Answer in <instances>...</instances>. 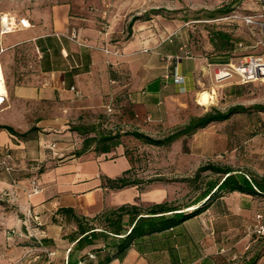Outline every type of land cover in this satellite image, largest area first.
I'll return each instance as SVG.
<instances>
[{"label":"crops","instance_id":"1","mask_svg":"<svg viewBox=\"0 0 264 264\" xmlns=\"http://www.w3.org/2000/svg\"><path fill=\"white\" fill-rule=\"evenodd\" d=\"M5 2L0 15L27 17L31 27L0 34V65L9 95L0 126L20 134L35 130L20 137L0 128V161L10 154L12 169L0 168L6 172L0 174V186L9 196L0 203V264H89L100 253L116 252L119 225L120 233L130 228L129 215L109 226L107 220H117L121 207L138 206L144 213L162 204L185 213L197 208L201 202L174 204L165 181L147 190L142 184L114 189L108 181L128 171L132 175L137 164L130 145L142 142L126 131L163 137L199 116L203 92L215 98V70L221 63L213 60L215 48L204 52L210 29L200 30L202 49L194 52L189 23L178 19H139L128 36L126 23L140 13L118 10L122 1L111 8L108 2L92 6L84 0ZM233 15H254L264 22V0H244ZM216 20L211 23L221 21ZM239 22L241 36L226 31L243 41L235 46L251 49L243 56L262 54L254 49L263 47L264 29ZM73 33L85 44L72 40ZM208 41L213 45L216 39ZM177 76L183 81L176 82ZM80 126L119 135V143L106 153L91 147L75 156L84 136L73 128ZM257 132L251 131L245 144H259L264 151V141H258L264 132ZM233 134L215 135L214 153L228 148L235 154ZM228 166L264 176V161L245 171ZM34 185L41 192L33 194ZM257 223L264 225V196L225 193L184 223L136 239L109 264H222L238 231ZM80 228L87 232L81 234Z\"/></svg>","mask_w":264,"mask_h":264},{"label":"rangeland","instance_id":"2","mask_svg":"<svg viewBox=\"0 0 264 264\" xmlns=\"http://www.w3.org/2000/svg\"><path fill=\"white\" fill-rule=\"evenodd\" d=\"M6 0H0V8L4 7ZM89 5L97 3L104 4L108 2L116 4L121 8L129 7L135 13L151 14L152 17L162 16L168 19H178L189 23L194 37L191 39V46L194 52H199L202 47L198 45V41L202 42V29H210L212 24L217 25L223 31H229L242 35L244 27L240 24V20L230 19L221 20L219 22L204 23L207 14L213 12L224 5L230 4L235 9L240 6L244 0H84ZM152 10H160L159 15L152 14ZM245 12V10H243ZM234 14V13H233ZM243 14V13H241ZM0 15V19H1ZM214 21V20H213ZM1 25V22H0ZM128 23L125 25L127 33ZM205 27V28H204ZM206 49L204 52L213 51L217 58H228L230 62H237L243 55L251 49H242L235 46V41L240 39L234 36V41L227 43L218 39L212 45L208 40L205 32ZM238 39V40H237ZM262 51L263 47L258 49ZM217 95L210 98L203 110H198V114L202 115L213 107L221 110H227L229 107L237 104L251 106L254 104L264 105V82H253L243 84L238 78L219 82ZM2 122V121H1ZM1 125V124H0ZM251 131L264 132V111L252 112L251 114H242L232 119L212 124L204 130L198 131L193 136L187 137L180 143L172 144L168 147H157L140 143L138 145H130L132 148V156L137 162L132 173V177L140 179L143 182L142 189H150L159 182H166L173 197V203L182 206L188 203H194L200 198L204 189L207 187V181L215 179L216 174L208 171L202 172L197 176L200 167L207 164H215L220 166H234L243 171L250 167L259 166L264 161V151L260 150L259 144L248 145L246 141L253 135ZM234 133L233 141L237 146V151L230 153L228 148L224 149L225 140H221V152L214 153L213 145L216 142L215 135H227ZM264 141V138H258V141ZM5 172L0 170V174ZM6 173V172H5ZM159 179V180H158ZM8 190L0 186V203L7 201ZM147 206V204H143ZM12 210V209H11ZM259 225V223H257ZM256 225L246 227L245 231H238L237 240L234 245L225 251L222 256V264H248L249 260L255 255L259 259L257 264H264V234L257 233Z\"/></svg>","mask_w":264,"mask_h":264},{"label":"trees","instance_id":"3","mask_svg":"<svg viewBox=\"0 0 264 264\" xmlns=\"http://www.w3.org/2000/svg\"><path fill=\"white\" fill-rule=\"evenodd\" d=\"M235 11L236 9L232 5L227 4L213 12H209L207 14L209 17L207 20L227 18L232 16ZM151 12L154 15H159L161 13L160 10H152ZM151 17V14L146 13L140 16H134L127 26L128 36L131 34V28L135 21L139 19H150ZM211 26V42H214L215 39L216 41L221 39L233 45L232 41H234V35L232 33L219 29L216 23L212 24ZM239 43H243V41L241 39L235 41V45ZM213 60L221 64L230 63L228 58H215ZM255 111L263 112L264 105L254 104L251 106H245L242 104H237L229 107L227 110H221L219 108L213 107L202 115L192 116L186 124L173 129L168 134L160 138H154L139 131H126L124 134L135 137L143 144L157 147H168L182 138L193 136L198 131L206 129L212 124L225 122L237 115L251 114ZM0 128L6 129L10 133L20 137H25L31 131L35 130L32 129L27 133L20 134L10 126H0ZM73 130L78 131L84 136L82 148L74 153L75 156H81L91 147H95V150L98 152L106 153L111 150L112 146H115L117 143H119V135L101 132L97 130L96 127L80 126L73 128ZM92 132H94L96 135L90 136ZM208 171L216 174L217 177L207 181V187L204 189L200 198L195 201V204L200 202L201 204L197 208L192 209L190 212L185 213L184 211H179V209L172 208L168 204L153 205L147 208V213H144L143 208L138 206L126 205L121 207L119 209L117 220H107L109 222V226H115L117 223L120 224L124 216L129 215L130 228L124 233H120L122 231V226L119 225L118 228H116L115 234L121 235V237H119V242L115 247L116 252L114 254H111L110 251L100 253L97 255V261L91 260L89 264H109L114 258L122 257L136 239L155 233H160L184 223L185 221L204 212L213 202V200L221 197L225 193L241 192L264 196V176L261 177L249 173L237 172L232 167L215 164H207L200 167L197 171V176H199L202 172ZM40 172H43V169H41ZM129 173L130 171L126 172L123 176L117 179L109 180V186L114 189H124L130 186L143 184L144 181L132 177V175H129ZM63 211L66 213L69 212V210ZM168 213L171 214L167 215ZM94 229L95 228H91L89 230ZM80 232L84 235L87 231L80 228ZM94 232L95 231H93V233ZM85 237L86 235L79 240V243ZM258 259V255H255L249 260L248 264H257Z\"/></svg>","mask_w":264,"mask_h":264},{"label":"built area","instance_id":"4","mask_svg":"<svg viewBox=\"0 0 264 264\" xmlns=\"http://www.w3.org/2000/svg\"><path fill=\"white\" fill-rule=\"evenodd\" d=\"M229 19H237L243 21L248 26L258 25L264 29V22H259L256 20V16L254 15H233L227 18H223L221 20H229ZM218 21V20H215ZM0 34H6L12 32L18 28H29L31 27V23L27 17H21L16 19L14 17H9L8 15L1 16L0 19ZM71 39L78 42L80 45L85 44L84 41L78 39L77 34L73 33L71 35ZM263 45L264 43L260 42ZM108 53L110 51L107 50ZM118 52H115L117 54ZM234 78H238L241 83H253V82H264V51L260 55H246L241 57L237 62H230L227 64H220L216 66L215 70V80L219 83L226 80H231ZM183 77L177 76L176 82H182ZM9 103V95L6 88L5 79L3 73L0 74V113L3 112ZM109 111H111L109 109ZM10 158V154H7L5 159L0 161V168H3L6 172H12L11 167L7 163V159ZM41 192V189L38 185H34L32 188V193L37 194ZM35 220L37 218L33 216ZM261 219V216L257 217ZM258 228L257 233L264 234V225H256ZM14 232V231H13ZM94 258V256H92Z\"/></svg>","mask_w":264,"mask_h":264},{"label":"bare ground","instance_id":"5","mask_svg":"<svg viewBox=\"0 0 264 264\" xmlns=\"http://www.w3.org/2000/svg\"><path fill=\"white\" fill-rule=\"evenodd\" d=\"M2 72V67L0 65V74ZM3 73V72H2ZM199 101L201 104L203 105H206L209 103L210 101V94L208 92H203L201 95H200V98H199Z\"/></svg>","mask_w":264,"mask_h":264}]
</instances>
